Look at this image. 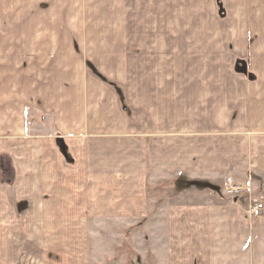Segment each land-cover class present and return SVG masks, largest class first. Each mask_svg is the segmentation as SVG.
<instances>
[{
	"label": "crops",
	"instance_id": "crops-1",
	"mask_svg": "<svg viewBox=\"0 0 264 264\" xmlns=\"http://www.w3.org/2000/svg\"><path fill=\"white\" fill-rule=\"evenodd\" d=\"M151 1H132L135 29L104 36L110 64L94 63L110 70V78L99 70L100 79L82 78L84 72L60 91L41 87L31 98L51 120L30 142L32 176L57 199L47 211L54 225L48 230L92 223L88 230L99 231L100 222L120 230V221L159 213V202L169 214L166 198L148 193L155 185L177 187L184 178L227 185L229 176L251 168L264 175V80L234 68L235 32L215 29L213 14L200 10L198 0L186 7L183 0H158L157 8ZM225 1L227 9L237 8L243 41L234 50L241 58L248 50L249 2ZM116 66L126 74L115 77ZM17 118L11 134L21 138L22 113ZM7 134L0 120V138Z\"/></svg>",
	"mask_w": 264,
	"mask_h": 264
},
{
	"label": "rangeland",
	"instance_id": "rangeland-1",
	"mask_svg": "<svg viewBox=\"0 0 264 264\" xmlns=\"http://www.w3.org/2000/svg\"><path fill=\"white\" fill-rule=\"evenodd\" d=\"M132 1L0 0V120L8 128L0 138V264H264V213L252 217L248 210L253 202L264 203V175L254 168L229 176L241 186L231 194L223 182L184 178L179 187L155 185L148 193L166 198L169 214L159 202V213L132 224L120 221V230L101 222L99 231L88 230L92 223L78 230H63L59 223L48 230L54 225H48L47 211L57 199L32 176L30 142L51 120L31 98L41 87L60 91L84 72L82 78L100 79L99 71L110 78V70L103 72L94 61L109 63L106 34L135 29L128 14ZM192 1L183 0V6ZM151 2L157 8L158 0ZM198 2L207 16L213 14L215 29L235 32L230 47L236 71L264 80V0H248V50L241 58L234 50L243 41L237 8L227 9L225 0ZM125 70L116 66L114 76ZM20 113L25 134L15 138L11 130Z\"/></svg>",
	"mask_w": 264,
	"mask_h": 264
},
{
	"label": "built area",
	"instance_id": "built-area-1",
	"mask_svg": "<svg viewBox=\"0 0 264 264\" xmlns=\"http://www.w3.org/2000/svg\"><path fill=\"white\" fill-rule=\"evenodd\" d=\"M241 189L240 184L234 183L233 177L228 178V182L226 185L227 193H234V191ZM249 214L252 217H259L264 213V203L262 202H253L249 206Z\"/></svg>",
	"mask_w": 264,
	"mask_h": 264
}]
</instances>
